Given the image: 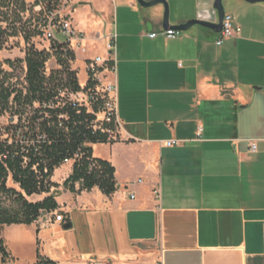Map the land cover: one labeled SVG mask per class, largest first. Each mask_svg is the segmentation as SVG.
I'll return each mask as SVG.
<instances>
[{"label": "crops", "instance_id": "1", "mask_svg": "<svg viewBox=\"0 0 264 264\" xmlns=\"http://www.w3.org/2000/svg\"><path fill=\"white\" fill-rule=\"evenodd\" d=\"M166 1L170 25L217 20L214 0ZM222 4L240 33L215 45L204 27L149 37L162 29L161 4L69 2L81 84L84 61L104 57L115 36L103 79L115 85L121 140L91 149L113 166L116 189L70 191L72 163L61 164L58 208L1 230L6 264H264V2Z\"/></svg>", "mask_w": 264, "mask_h": 264}, {"label": "trees", "instance_id": "2", "mask_svg": "<svg viewBox=\"0 0 264 264\" xmlns=\"http://www.w3.org/2000/svg\"><path fill=\"white\" fill-rule=\"evenodd\" d=\"M60 1L0 0V45L16 35L26 44L23 58L6 59L7 69L0 64V115L7 113L12 120L0 127V264L9 259L1 237L4 226L30 224L41 213L58 208L50 189L59 185L51 176L64 159L80 154L63 187L79 192L96 186L105 195L116 189L113 166L93 157L91 149L92 144L108 142L104 133L93 129L102 99L98 97L86 106L71 97L94 87L96 81L89 76L84 88L80 86L73 66L75 53L68 42L51 41L40 47L34 41L46 15ZM29 6H38L36 18L25 15ZM17 66L23 72L19 84L12 81L11 74ZM9 177L17 189L7 185ZM41 194L46 195L28 200ZM37 264L55 262L38 257Z\"/></svg>", "mask_w": 264, "mask_h": 264}, {"label": "built area", "instance_id": "3", "mask_svg": "<svg viewBox=\"0 0 264 264\" xmlns=\"http://www.w3.org/2000/svg\"><path fill=\"white\" fill-rule=\"evenodd\" d=\"M70 1L71 0H61L58 6L46 15L45 25L42 26L40 32H38L34 38L37 45L47 42V45L44 46H48L51 41H66L72 48V41H79L83 38V35L76 29L72 19L67 14ZM177 33L178 32L173 29H161L158 32L148 33V36L155 37L157 34H162L165 37L173 38ZM239 33L240 27L234 24L232 16L230 14H224L222 28L220 32L216 33L214 43L215 45H221L225 39L235 37ZM114 53L115 36L112 35L106 45V54L104 57L96 56L84 61L86 81L84 84L79 82L80 86L84 88L90 76L96 81L94 87L86 91H79L71 96L73 100L78 103H83L86 106H89L90 102L95 101L98 97L102 99V105L95 113L93 129L99 130L106 135V140L108 141L106 143L121 140L119 122L115 113V85L105 82L103 79L104 73L114 71ZM75 60L76 54L73 65ZM178 142V140L170 139L165 141V144L166 146H174L177 145ZM250 149L254 150L255 144L252 143ZM79 156V153H75L73 157L64 159L62 164L73 163ZM131 197H133L132 194ZM61 217L62 215L60 213H55L54 219L60 220ZM95 263L96 262H92L89 264Z\"/></svg>", "mask_w": 264, "mask_h": 264}, {"label": "rangeland", "instance_id": "4", "mask_svg": "<svg viewBox=\"0 0 264 264\" xmlns=\"http://www.w3.org/2000/svg\"><path fill=\"white\" fill-rule=\"evenodd\" d=\"M33 1V0H31ZM168 3V2H167ZM188 7H190V2L186 3ZM173 6V5H172ZM169 7V18H170V13H171V5L168 3ZM38 10V6H29L28 11L25 13V15L28 17L34 16L36 18L34 11ZM224 10L226 11V7L224 6ZM33 11V12H32ZM44 22H41L40 24H43ZM195 29H204L200 28L199 26L195 25L193 26ZM178 33H183V32H178ZM47 45V42L45 43H40L39 46H44ZM26 44L20 35L12 36L7 39V41L0 45V64L2 65L3 68L7 69V64L4 63L6 59H18V58H23L24 56V51H25ZM11 71V70H10ZM12 76V81L17 82L18 84L21 82L22 77H23V72L20 69V66H17L14 70L13 73H11ZM15 117L13 118V121H15ZM10 121H12L9 118V115L7 113L0 115V127H3L7 125ZM4 137V136H3ZM7 185L11 187H15L17 189V185L12 183L10 177L7 180ZM76 185V184H75ZM75 187V186H74ZM28 200H35L34 196L28 197ZM6 264V263H5Z\"/></svg>", "mask_w": 264, "mask_h": 264}, {"label": "water", "instance_id": "5", "mask_svg": "<svg viewBox=\"0 0 264 264\" xmlns=\"http://www.w3.org/2000/svg\"><path fill=\"white\" fill-rule=\"evenodd\" d=\"M243 1L251 4L264 2V0H243ZM135 2L142 8H150L155 5L161 4L163 7L162 29H173L174 31L182 32L188 30L192 26L197 25L209 29L214 33H218L222 28V20L225 14L222 0H214L212 4V7L217 15V20L215 22L206 21L198 18H192L185 22L178 23L175 25L169 24V7L166 0H135Z\"/></svg>", "mask_w": 264, "mask_h": 264}]
</instances>
